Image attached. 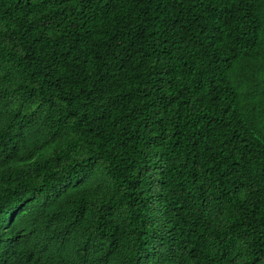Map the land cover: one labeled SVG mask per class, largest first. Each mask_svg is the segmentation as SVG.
<instances>
[{
	"label": "trees",
	"instance_id": "trees-1",
	"mask_svg": "<svg viewBox=\"0 0 264 264\" xmlns=\"http://www.w3.org/2000/svg\"><path fill=\"white\" fill-rule=\"evenodd\" d=\"M0 264H264V0H0Z\"/></svg>",
	"mask_w": 264,
	"mask_h": 264
}]
</instances>
